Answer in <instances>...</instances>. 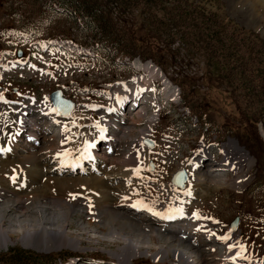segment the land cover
I'll return each instance as SVG.
<instances>
[{
	"label": "rangeland",
	"instance_id": "obj_1",
	"mask_svg": "<svg viewBox=\"0 0 264 264\" xmlns=\"http://www.w3.org/2000/svg\"><path fill=\"white\" fill-rule=\"evenodd\" d=\"M164 1L166 4H159L153 10L144 1L141 5L145 9L127 10L125 19L129 22L124 21L123 26L126 37L134 38L137 52L135 57H113L105 49L99 51L97 44L91 48L83 44L84 32L78 22L61 15L58 5L41 6L37 0L15 3L0 0V94L26 103L32 101H25L23 96L31 95L35 100L33 108L22 109L12 122L15 124L22 113L24 118V113L29 111L32 112L27 116L32 119L28 120H37L38 106L41 108L44 102L51 104L49 94L61 90L76 105L71 116L59 117L61 130L68 128L67 135L72 140L66 146L70 149L67 154L74 151L75 157L79 147L82 150L96 137V131L89 125H99L98 132L103 124L101 117L110 108L103 127L112 128V123L117 126L111 131L113 136L106 135V139L114 138L111 152L109 142L98 144L102 139L98 140L97 135V150L88 152L93 155V162L97 161L95 165L91 158V162L85 161L83 165L67 166L70 172H60V169L58 172L59 165L47 150L57 146L63 131L51 126L44 133L36 132L35 145L27 142L28 133L22 134L19 142L20 133L27 127L22 117L19 119L22 127L14 137L11 135L14 124L9 123L10 130L4 140L13 138L18 152L9 150L4 157L0 156L7 163L0 168V188L7 194L18 192L26 208L9 198L0 202V212L6 213L4 230L9 240L7 249L0 250V264H11V252L48 256V264L66 261V264H81L78 261L90 258L99 259L100 264H184L174 253L176 249L185 255L190 252L187 256L192 264H217L221 260L224 264H261L264 261V0ZM150 19L155 24L151 32L140 25ZM130 29L134 30L133 36ZM60 34H68L70 39L61 42ZM166 38L171 40L170 48L176 55L174 67L158 60V56H169L166 49L163 48V53L156 49L159 40ZM148 42L153 46L145 47ZM18 51L22 52L20 59L16 56ZM223 63L228 67L227 72ZM41 64L48 67L47 72L43 68L44 74L37 68ZM142 82L148 88L138 95L134 93L133 97V86ZM118 92L123 102L116 109L111 106ZM136 99L139 105L129 113ZM124 105L128 110L122 112ZM2 106H5L3 97L0 109L4 110ZM148 128V138L155 143L153 149L140 143ZM84 139L86 142L80 144ZM229 139L248 153V159L238 164L234 157L232 160L226 157ZM243 141L252 143V148L248 149ZM235 147L244 152L236 144ZM32 151H38L40 162L36 166L40 165L41 170L29 176L30 168L36 166L21 161L20 155ZM101 160L107 165L104 171L98 164ZM150 161L155 166L153 172L147 170ZM195 163L196 172L204 176L206 183L196 186V194L188 197L186 190L195 187L192 179L187 189L180 191L173 189L170 178L181 169H191L194 175L191 167ZM48 175L54 180L68 181L72 190L64 196L78 199L75 212L68 214L62 204L54 208L58 211L57 220L46 222L53 224L57 232L62 227L64 236L73 244L44 252L24 247L23 234L11 220L19 218L21 208L35 209L34 191L46 183ZM95 177L105 186H91ZM32 179L35 185L31 184ZM240 179L239 187L235 183ZM56 189L49 184L45 190L51 195L63 196ZM102 194L108 195L102 206L107 204L133 223L142 224L145 235L140 237V232L117 225L118 222L125 224L121 220L110 223V214L101 211L96 203ZM121 197L131 203H124ZM140 198L143 202L164 205L169 212L179 204L186 218L171 228L156 220L149 221L144 217L148 213L136 215L132 210ZM195 215L200 218L195 219ZM236 216L239 225L230 236L229 224ZM202 218L207 221L202 223ZM112 230L116 231L115 235L109 234ZM126 240L133 242L139 254L124 262L119 255ZM235 248L239 253L235 262H231L228 257ZM160 250L166 255L155 260L153 255Z\"/></svg>",
	"mask_w": 264,
	"mask_h": 264
},
{
	"label": "bare ground",
	"instance_id": "obj_2",
	"mask_svg": "<svg viewBox=\"0 0 264 264\" xmlns=\"http://www.w3.org/2000/svg\"><path fill=\"white\" fill-rule=\"evenodd\" d=\"M252 7L254 8L255 6H252ZM147 70H148L149 74H151L150 69L147 68ZM133 87H134L133 90H132V96L133 97L138 95L144 89L148 88L145 83L143 84V82H142V84L137 83V85H134ZM118 91H121V90L118 89ZM134 93H136V95ZM137 99H136V103H133L135 100H133V102L131 103L132 106L129 109L130 111H128L129 113H131L132 111H134L138 107L139 104H138ZM1 101H2V97H0V103H1ZM122 102H123V99L121 97V94H119V92H118L115 95L114 102H113V105L111 107L114 106V108H116V107L119 108V106L122 104ZM118 108H116V109H118ZM25 109H27V108H24L22 111H25ZM41 110H43L45 112H52L53 108H52L50 103L44 102L43 104H41ZM110 110H112V108L108 109V111H110ZM121 110H122V112L127 111L128 110L127 106L125 108V105H124L121 108ZM108 111H107V113L104 114V116H103L104 118H102V122H103L102 127H101L102 130H104V128H105V127H103L105 125V122L108 121L107 119H105L106 116L110 115ZM30 112H32V111L26 112L27 114L24 117L25 119L27 117H30V115L27 116ZM22 116H23V113H22V115L20 116L19 119H21ZM19 119L17 120V122L15 124L13 123L14 126L11 127L12 133H11V131H10V133H11V135L13 134L12 137L16 136L15 133H17V131L20 130V128L22 127L23 123L26 125V123L24 122L23 119H21L23 121L22 124H21ZM149 119H151V118H149ZM12 121L14 122V120H12ZM89 126H92L94 128V130H96V131L99 129V127H97V124H90ZM101 129L98 132L103 134V131H101ZM8 130H10V129H8ZM69 132H68V128L66 130H63L62 140L59 143H57L56 147L47 150V152L48 151L52 152L51 153L52 154V158L56 161V163L60 164V167H63V166L67 167V166L72 165V164L81 165V162L83 161V159H84V161L85 160H87V161L91 160V159L89 160L87 158L89 156L88 152L91 151V152L95 153L94 152L95 149H96L95 146L94 147H88V146L86 147V145H92V144L96 145V137H97L98 134H96V137L92 138L89 142L87 141L88 143L85 144V148H83L82 150H78L80 148L79 147L77 149V153L80 154L79 157H77V158L74 157V151H71L70 153L67 154V152H69L70 149H67L66 146H67L68 142L70 143L72 141L70 139V136L67 135ZM10 133H8V134H10ZM90 133H93V132H90ZM141 133H143V131ZM144 133H148V130H145ZM3 142H2V144L0 142V144L3 145L4 147H8V151L12 150L11 151L12 153L18 152L17 151L18 149L16 147L17 143H15V141H13V138L12 139L6 138ZM16 142H17V140H16ZM80 142H81L80 144H82L83 142L85 143L86 141L84 139L83 141H80ZM234 143L236 144V142L233 141V140H229V142L227 143V144H229L228 145L229 150L226 152V157L228 159L231 158V160H232V157H234L236 160H238V164H240L241 161H243L245 159H248L247 158L248 154H247L246 151H244L237 144L236 145L240 149H242L245 153L242 152L239 149H236ZM232 147H234V149ZM80 151H82L83 153H80ZM37 152L32 151L30 153H27L24 156L20 155V159H21V161H24V162H26V161H29L30 163L32 162V164H35L34 166H36V164H38L40 162L39 159H38V156L36 154ZM91 158H93V155L91 156ZM16 160H19V158L16 159ZM16 160H14V161L16 162ZM93 160H94V158L92 159V163H93V165H95L97 161L93 162ZM104 162H105V160L104 161L101 160V162L98 161V164L101 165L100 169L102 171H104L105 168H107V165L105 164L106 162L105 163ZM235 163H237V162H235ZM6 164L7 163L5 161H1L0 160V168L1 167H5ZM196 165H197V163H195L193 165V167H192V173H194V175L191 174V173L189 174L190 180L192 179V181L195 183V185H194L195 187L192 186V187H194L193 189L186 190V192L188 194V195L186 194V196H188V197L194 196L196 194V192L198 191L196 189V186L200 187V186H203L206 183V180L203 179L204 176L202 174L196 172L198 170ZM11 166H12V164H11ZM39 166L30 168V170L28 171L29 172L28 175L29 176L33 175L34 171H37V170L40 171L41 168L39 170ZM230 168H232V167H230ZM16 174H17V172H16ZM47 177H49V175ZM209 181H212V179H210ZM30 182H31V184H33L32 183V182H34L33 179ZM27 184L30 185V183H28V182H27ZM40 184H42V182ZM49 184L54 185L57 188L56 189L57 193H60L59 191H61L63 193V196L62 195L61 196H54V195L49 194L48 191L45 190L46 187ZM90 184H91V186H94L95 188H99L100 186L102 188V187L105 186L104 183L101 182L100 179L96 178V177L93 178V180H92V182ZM241 184H242V180L241 179L237 180L236 183H235V185L236 186L238 185L239 187L241 186ZM33 185H35V184H33ZM70 185L71 184L68 181L54 180V179H51V177H49V178H47L46 183L44 185L43 184L40 185L34 191V193L37 194L36 196H33L35 198V202L34 203L36 204L35 209L34 208L33 209H25V210L22 209V208L19 209L20 210L19 213H18L19 218L12 219L11 222H13L17 226L18 231L22 232L23 235H22V238H21V243H22V245L24 247H26V248H34L36 250H40V251H44V252H51V251H54V250L56 251L58 249H62L65 246H68L70 244H73L72 240H68L64 236L63 231H61L62 227H59L60 231L57 232V231H54V229L52 228L53 224L49 225V224L46 223L50 219H56L57 220L58 211L56 212V210L54 208L59 207L62 204H64L66 206V210H67L68 214H71V213L76 211L75 208L77 206L78 197L77 196H73V198L71 199L69 196H64L65 193L69 194V192H71L72 189H71ZM188 185H189V183H188ZM18 191L20 192V190H18ZM17 194H18V192L17 193H13V194L12 193L7 194L6 191L3 188H0V202L5 200L6 198H9V200H11V201L13 200V202H17V204H23L24 207L26 208V204H25L24 199L20 198L19 196H17ZM100 195L96 199V203L98 204V207H100L99 209L101 211H106V212H108L110 214V223L111 222L115 223L117 220H121V221L125 222V224L118 222L117 225H119L121 227H123L125 225V227H123L125 229L136 230L137 232H140V237L145 235L143 233V231H142V228H143L142 224L133 223V221L130 220V218H127L124 214L120 215V213H118L116 210H113L112 208L108 207L107 204L102 206V201L108 195H106V194H104V195L102 194V196H100ZM121 199H123L124 203L125 202L131 203V201L129 199H127L126 197L125 198L121 197ZM142 200H143V198H140L138 201L134 202V204L139 202L140 206H141V204L143 206H146V205L149 206V208L151 209V210L149 209V211H148L149 214H147V215L144 214V217H146L147 220L154 221V219H153L154 217H157L159 220H162L164 222H166L168 220V219H165L164 217L165 216H170L171 213L167 214L165 212V206L164 205H156V204L153 203L154 201L153 202H149V201H144L143 202ZM139 203H137V205ZM177 209H182L181 205H179V204L176 205V207L174 209V214H176L177 216H182L176 211ZM32 210H34V212ZM129 211L130 210H127V212H129ZM1 213H3V214H1ZM156 213H160L161 215H156ZM5 215H6V213H4L3 211L0 212V250L1 249H6L7 243L9 241L8 240V236H7V234H6L5 230H4V222H5V217H6ZM136 215H137V213H136ZM50 216L52 218H49ZM47 227H49V229ZM109 234L115 235L116 231L112 230ZM109 239H110V237H109ZM126 242H127V244L123 248L120 249L122 254L119 255V258L122 259L124 262L125 261H130L134 256L139 254L137 252L136 248H135V245H133L132 241L126 240ZM238 251H239V249L235 248L233 250V252H232V255L230 254L228 259H232L233 257H235L239 253ZM174 253H176L177 256L179 257L178 258L179 261H182L184 264H192L191 261H190V257L187 256V255H189L190 252L187 255H185L184 253L181 252V250L176 249V250H174ZM165 255H166V252L165 251H161L160 253H156L155 255H153V258L156 260L157 258L160 259L161 257H165ZM217 264H224V261L221 260Z\"/></svg>",
	"mask_w": 264,
	"mask_h": 264
},
{
	"label": "trees",
	"instance_id": "obj_3",
	"mask_svg": "<svg viewBox=\"0 0 264 264\" xmlns=\"http://www.w3.org/2000/svg\"><path fill=\"white\" fill-rule=\"evenodd\" d=\"M17 1V0H12ZM145 2L149 6V10L158 8L159 4H166L164 0H37L38 5H43L49 3L50 6L58 5L59 13L64 16L70 17V20H76L78 26L81 27L84 34L81 37L83 44L92 46L97 44L100 46V50L105 49L106 52L110 53L111 56H130L135 57L137 48L133 46L134 38L126 37V29L123 26L124 21L129 22L125 19L127 15V10L133 8L144 7L141 5ZM175 3L179 0H174ZM155 4L157 7H155ZM130 6V7H129ZM145 9V8H144ZM67 13H64V12ZM164 11V10H162ZM162 13V12H160ZM116 14V16H114ZM123 17V18H121ZM140 25L146 28L148 31H154L155 24L153 20L149 22H141ZM132 31V33H131ZM130 35H134V30L130 29ZM60 38H69L68 34H60ZM160 38L159 36H157ZM155 40V39H154ZM171 40L166 38L164 41L159 43L158 49L159 53L165 52L164 49L169 53V56H158L160 62L165 61L171 67L175 66L174 58L176 55L170 48ZM152 47L150 42L145 47ZM143 53L142 50H140ZM156 54V52H155ZM170 59V60H169ZM173 59V61H171ZM225 66V71H228V67ZM179 70V69H178ZM176 73H180L177 72ZM241 140L243 137L241 136ZM246 143L248 149L252 148V143L248 141H243ZM255 146L254 148H258ZM11 264H48L49 257L42 255H32L30 253H13L9 254Z\"/></svg>",
	"mask_w": 264,
	"mask_h": 264
},
{
	"label": "water",
	"instance_id": "obj_4",
	"mask_svg": "<svg viewBox=\"0 0 264 264\" xmlns=\"http://www.w3.org/2000/svg\"><path fill=\"white\" fill-rule=\"evenodd\" d=\"M20 53L18 54V57H20ZM51 102L53 104L54 109H56V112L59 113L62 116H68L74 109V103L68 99L63 98L62 91L56 90L51 93L50 95ZM143 144L149 148L152 149L154 147V142L150 140L147 137L143 138ZM154 169V166L152 162H150L148 171H152ZM188 180V175L185 170L177 171L173 177L171 178V184L176 186L179 189L185 188V183ZM239 218H235L229 225L230 231H234L238 227Z\"/></svg>",
	"mask_w": 264,
	"mask_h": 264
},
{
	"label": "snow or ice",
	"instance_id": "obj_5",
	"mask_svg": "<svg viewBox=\"0 0 264 264\" xmlns=\"http://www.w3.org/2000/svg\"><path fill=\"white\" fill-rule=\"evenodd\" d=\"M53 111H56V109H53ZM97 127H99V125H97ZM101 131H103L102 129H101ZM95 145L94 144H92V145H88V147H94ZM88 159H91V156H90V154H89V156L87 157ZM137 174H138V170H137ZM135 206H137V205H134V207ZM141 206H143L142 204H141ZM151 210V209H150ZM180 215H182L183 214V210L182 209H177L176 210ZM156 215H161L160 213H156ZM165 219H173L174 217L173 216H165L164 217ZM229 237H222L221 239H224V240H227ZM241 252H243L244 251V249H243V247H241Z\"/></svg>",
	"mask_w": 264,
	"mask_h": 264
}]
</instances>
